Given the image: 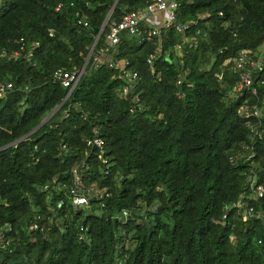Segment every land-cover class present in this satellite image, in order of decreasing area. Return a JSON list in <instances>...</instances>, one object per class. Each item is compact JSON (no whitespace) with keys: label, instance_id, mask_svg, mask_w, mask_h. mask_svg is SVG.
<instances>
[{"label":"trees","instance_id":"trees-1","mask_svg":"<svg viewBox=\"0 0 264 264\" xmlns=\"http://www.w3.org/2000/svg\"><path fill=\"white\" fill-rule=\"evenodd\" d=\"M176 1L184 33L110 45L151 2L119 0L70 92L55 72L82 69L116 0H0V264H264V70L234 93L222 66L264 52V0ZM103 48L138 77L95 62Z\"/></svg>","mask_w":264,"mask_h":264},{"label":"built area","instance_id":"built-area-1","mask_svg":"<svg viewBox=\"0 0 264 264\" xmlns=\"http://www.w3.org/2000/svg\"><path fill=\"white\" fill-rule=\"evenodd\" d=\"M178 7L179 3L176 0H151V2L144 8H140L131 11L124 15L121 21L112 24L107 35V42L110 45H116L120 42L124 35L138 37L142 33L147 34L149 38L154 36H161V33L165 29L175 28L178 32L184 33L189 26V22H181L178 20ZM199 18H205L204 16H199ZM87 24V23H86ZM149 27L146 31H142V27ZM200 33V30H198ZM50 35H54V32L50 29ZM189 38L184 36V42H187ZM177 48H181L178 45ZM161 48H159V51ZM17 54V53H16ZM104 48L100 52L96 53L94 57L95 62L101 63L106 62L110 67H117L121 70L122 76L129 81L136 79L138 77V72L128 70L127 66L129 61L126 59L115 60L113 57L103 60ZM156 55L152 54L149 56L148 61L153 63ZM223 70L228 68L240 73V78L233 88L234 93H239L244 90H251L253 93H257V89L254 85V73L264 70V52L262 51H252L248 49H243L239 52L237 57L229 58L223 63ZM83 74L82 69H74L70 71H64L62 69L55 72L56 79L60 80L64 87L70 89V92L77 86L79 80ZM10 86V84H9ZM4 87L0 88V96L5 92ZM243 107L240 112L243 111ZM260 116V110L258 106H255L253 110L247 111L248 115ZM67 115V114H66ZM88 145L91 147H97L99 151L98 157L104 163H108V158L105 155V147L101 137L94 135L93 138H89ZM66 147V145L64 146ZM83 164L82 167H84ZM85 168V167H84ZM82 169L75 168L74 173V187L71 190L72 201L77 206H89V197L84 194L81 189L83 187V182L81 180ZM91 193L97 198L101 195L105 189H99L96 184H93L90 188ZM257 195H264V187H257ZM63 201H60L62 204ZM239 206L243 205L242 202L238 203ZM37 225H31L30 229H36ZM1 232V229H0ZM83 237V235L81 236Z\"/></svg>","mask_w":264,"mask_h":264},{"label":"water","instance_id":"water-1","mask_svg":"<svg viewBox=\"0 0 264 264\" xmlns=\"http://www.w3.org/2000/svg\"><path fill=\"white\" fill-rule=\"evenodd\" d=\"M119 2V0H116V2H115V4H114V6L112 7V9H111V11H110V13L108 14V16H107V18H106V20H105V22H104V24H103V27H102V29H101V32H100V34L97 36V38H96V41L94 42V44H93V47H92V49H91V52H90V54L88 55V57H87V59H86V62H85V64H84V66L82 67V71L84 72L85 71V69H86V67H87V64H88V62H89V59H90V57H91V55H92V52L94 51V48H95V46H96V44H97V42H98V40H99V38H100V36H101V33H102V31L104 30V28H105V26L107 25V23H108V20H109V18H110V16H111V13H112V11H113V9L115 8V6L117 5V3ZM65 102V100L61 103V104H59L57 107H56V109L45 119V120H43L42 121V123L40 124V125H38L35 129H33L30 133H28L27 135H26V137L27 136H30L33 132H35L39 127H41L44 123H46L59 109H60V107L63 105V103Z\"/></svg>","mask_w":264,"mask_h":264}]
</instances>
